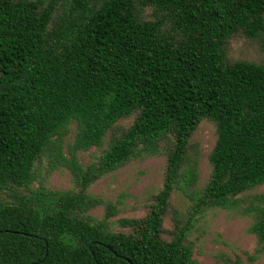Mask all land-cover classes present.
Here are the masks:
<instances>
[{
	"label": "trees",
	"instance_id": "1",
	"mask_svg": "<svg viewBox=\"0 0 264 264\" xmlns=\"http://www.w3.org/2000/svg\"><path fill=\"white\" fill-rule=\"evenodd\" d=\"M234 37L264 51V0H0V264H199L189 235L211 209L250 216L264 254V192L248 193L264 184V63L230 58ZM204 120L216 139L198 188ZM157 154L149 211L114 232L115 205L89 187ZM42 167L67 169L73 189L33 188ZM176 192L189 205L168 231Z\"/></svg>",
	"mask_w": 264,
	"mask_h": 264
},
{
	"label": "rangeland",
	"instance_id": "2",
	"mask_svg": "<svg viewBox=\"0 0 264 264\" xmlns=\"http://www.w3.org/2000/svg\"><path fill=\"white\" fill-rule=\"evenodd\" d=\"M145 19L152 18V9L146 8L143 12ZM229 57L246 59L257 63H264V51L259 43L248 41L242 37H234L230 41ZM133 117L124 118L118 122L119 128L129 126ZM75 132L71 125L70 132L65 138V144L73 140ZM109 133L104 138L103 146L107 145ZM216 139L214 125L204 120L194 132L191 141L197 144L199 157L197 163L198 183L197 187H203L210 172L209 153ZM102 152V148H91L87 152L78 153L82 165L94 162L96 156ZM66 153V152H65ZM165 157L163 154L153 155L147 158H137L128 162L122 168L102 176L92 184L88 193L111 201L116 208V214L108 219L114 232H126L127 228L118 225L120 219L140 218L147 214L153 196L161 188ZM38 179L33 183L35 188L39 184L49 189L68 190L73 189L72 177L65 168L47 172L43 167ZM264 192V184L258 186L249 194ZM189 200L181 193H174L168 208V215L164 219V229L173 227V217L186 212ZM242 205H245L242 203ZM105 214L104 206H99L87 212V215L100 220ZM252 223L250 216L242 215L239 211L211 209L195 224L189 235V241L193 245V259L199 264H224L239 260L243 264H264V254L257 252L258 244L254 235L247 229ZM250 257H254L251 261Z\"/></svg>",
	"mask_w": 264,
	"mask_h": 264
},
{
	"label": "water",
	"instance_id": "3",
	"mask_svg": "<svg viewBox=\"0 0 264 264\" xmlns=\"http://www.w3.org/2000/svg\"><path fill=\"white\" fill-rule=\"evenodd\" d=\"M110 249V248H109Z\"/></svg>",
	"mask_w": 264,
	"mask_h": 264
}]
</instances>
